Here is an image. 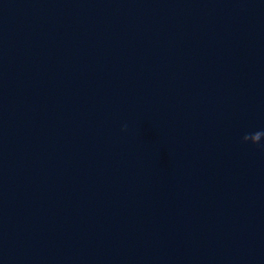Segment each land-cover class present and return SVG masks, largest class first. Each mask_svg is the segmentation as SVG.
<instances>
[{
  "label": "water",
  "instance_id": "1",
  "mask_svg": "<svg viewBox=\"0 0 264 264\" xmlns=\"http://www.w3.org/2000/svg\"><path fill=\"white\" fill-rule=\"evenodd\" d=\"M257 130L264 0H0V264H264Z\"/></svg>",
  "mask_w": 264,
  "mask_h": 264
},
{
  "label": "clouds",
  "instance_id": "2",
  "mask_svg": "<svg viewBox=\"0 0 264 264\" xmlns=\"http://www.w3.org/2000/svg\"><path fill=\"white\" fill-rule=\"evenodd\" d=\"M241 139L243 143H250L264 149V144L261 143V141L264 140V130H257L254 132L246 133L242 136Z\"/></svg>",
  "mask_w": 264,
  "mask_h": 264
}]
</instances>
